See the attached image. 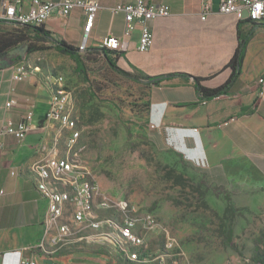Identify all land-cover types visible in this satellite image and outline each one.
Wrapping results in <instances>:
<instances>
[{
    "label": "rangeland",
    "instance_id": "374dc122",
    "mask_svg": "<svg viewBox=\"0 0 264 264\" xmlns=\"http://www.w3.org/2000/svg\"><path fill=\"white\" fill-rule=\"evenodd\" d=\"M17 31L0 24V37L19 35ZM49 41L30 31L28 39L11 51L19 56L13 66L29 75L24 80L54 97H60L61 90L68 91L66 110L74 126L48 124L47 128L56 125L64 137L76 136L75 154L83 147L82 158L111 200L109 205L99 204V210L112 216H102L101 221L123 222L121 216L128 214L140 230H145L148 217L152 225L143 232L145 242L126 243L115 234L95 236L66 248L86 246L82 250L57 252L53 260L70 264H257L256 252L264 256V175L249 164L228 172L222 168L209 171L199 156L192 160L184 150L173 148L167 130L163 142L156 129H148L149 120L143 118L148 107L144 98L147 81L122 75L101 51H80L78 70L74 59L58 52ZM115 56L111 58L116 66L126 71ZM65 151L64 140L62 151L48 156H61ZM68 154L72 157L74 152ZM37 163L32 166L35 176ZM228 198L235 207L231 244L224 238ZM70 214L67 204L62 215ZM169 240L173 245L167 246Z\"/></svg>",
    "mask_w": 264,
    "mask_h": 264
},
{
    "label": "crops",
    "instance_id": "0c3cea01",
    "mask_svg": "<svg viewBox=\"0 0 264 264\" xmlns=\"http://www.w3.org/2000/svg\"><path fill=\"white\" fill-rule=\"evenodd\" d=\"M99 1L102 8L87 40L89 48L98 47L108 34L122 37L123 14L112 13L110 8L130 0ZM148 1L167 4L170 16L150 22L154 39L148 51L137 50L136 28L124 38L127 47L119 57L122 68L136 71L138 81L149 83L144 97L148 102L143 117L149 120L146 125L154 124L163 142L167 130L173 148L184 150L192 160L199 156L209 171L222 168L228 172L249 164L264 175V98L257 95V80L264 76V25L219 13V0H210L212 13L204 20L200 18L201 0ZM83 26V11L75 8L65 17L53 14L43 28L50 32L51 44L63 40L78 47ZM244 37L248 43L240 73L228 93L200 101L193 77H200V83L209 88L223 84L231 74L226 64ZM13 67V63L0 66V264H20L32 256L30 247L42 236L40 222L46 207L32 166L61 152L65 140L56 125L45 127L50 95L31 80L14 81ZM8 100H12L9 108L5 106ZM28 112L32 120L24 138L1 132L6 118L18 121ZM135 116L143 121L141 115ZM49 124L64 126L55 121ZM64 194H69L65 188Z\"/></svg>",
    "mask_w": 264,
    "mask_h": 264
},
{
    "label": "built area",
    "instance_id": "2783aa9c",
    "mask_svg": "<svg viewBox=\"0 0 264 264\" xmlns=\"http://www.w3.org/2000/svg\"><path fill=\"white\" fill-rule=\"evenodd\" d=\"M25 4L27 5L26 9L24 8ZM75 8H80L84 14L82 41L78 45V48L80 51H85L89 48L87 40L93 27L95 16L102 8L99 0H28L27 3H25V0H1L0 21L15 26L43 27L48 18L53 14L65 17ZM110 11L112 13L120 12L123 14L122 37L108 34L101 39L98 47L114 51L126 49L127 43L124 38L129 37L136 28L139 29L137 50L139 52L148 51L152 47L154 39L150 22L155 18L168 17L171 14L170 7L167 4L153 3L148 0H130L126 3H117L110 8ZM218 12L221 14H233L238 20L248 21V17H255V24L264 25V0H219ZM244 12L247 14L246 17H243ZM211 13V1L201 0L200 18L204 20ZM28 76L27 71L16 66L13 67L12 79L14 81H23ZM65 93H68V91L61 90L60 97L49 96L48 109L45 114L46 128L50 122V116L57 114V106L65 100ZM257 95L264 98V76H260L257 80ZM11 104L12 100H8L5 106L9 108ZM31 120V112L25 113L18 121L6 118L2 124L1 132L24 138L30 129ZM147 126L149 130L155 128L154 124H148ZM77 132H79L78 129L76 130ZM39 150H43V148L40 146ZM82 151L83 147L72 156L70 166L67 168L57 169V164L55 163L50 166H36L34 169L39 170L41 175H45V170H52V178L65 181L68 193H70L71 214L60 215L55 220H48L46 218V209L52 206L50 192L39 189V182H36L41 197L46 201L45 212L40 222L41 231L53 230L52 243H55V237L67 238L71 233V228L81 225V222H84V220H91L93 227L94 224H101L102 216L112 217L108 213H104V210H99V203H108L109 205L111 204V200L101 191L98 180L81 156ZM87 189L95 190L94 203L85 202V191ZM121 217L130 223V237H135L140 243L145 242L143 232L152 227L150 218L148 217L145 221V230H140L137 220L132 216L124 214ZM40 236L37 240L40 239ZM83 239H87V241L91 239L90 236L86 235V230ZM37 240L30 247L32 256L22 259L20 264H38L39 261L53 260V258L59 256L47 255L44 250L37 249ZM98 243L106 245V242L99 240ZM169 245H173L172 240L167 241V246ZM84 247L86 246H81L76 250L64 249L63 252H76L82 250Z\"/></svg>",
    "mask_w": 264,
    "mask_h": 264
},
{
    "label": "bare ground",
    "instance_id": "6f19581e",
    "mask_svg": "<svg viewBox=\"0 0 264 264\" xmlns=\"http://www.w3.org/2000/svg\"><path fill=\"white\" fill-rule=\"evenodd\" d=\"M250 18L255 21V17ZM67 100L68 96L65 95V100H63V103L57 106V114H52V116H50V121L59 122L68 128H72L74 126V121L69 118V114L66 110V104L68 102ZM64 139L67 152L65 151V154L61 156H48L41 162L37 163L35 168L36 166H50L55 163L57 164V169H64L70 166L72 157H70L68 153L72 151L74 152L73 156L75 155L77 137L66 135ZM79 148L80 147L77 148L78 152ZM36 172L38 175L37 182H39V188L43 191L50 192V199H52V206L46 210V218L48 220H55L56 217H59L63 214L65 206L70 204V193L68 196L64 194V188L68 190V187L66 184L58 183L59 181L63 180L52 178V170H45V175H41L39 170H36ZM63 182L65 183V181ZM94 197L95 195L93 196L92 189H87L85 191V202L94 203ZM99 204L104 205L105 203ZM85 230L86 235L90 236L91 240L95 236H106L108 238L111 236V234H115L126 243L130 240L136 239L135 237H130V223H128L126 219L123 220V222L113 219H106L101 221V224H94L93 227L91 220H84V222H81V226L71 228V233L69 236H67V238L55 237V243H52L53 230L43 231L42 236L37 243V249H42L47 254H52L58 250L74 246L80 241L88 242L90 239H88V241L87 239H83L85 236ZM89 230L93 231V233H87ZM117 246L121 249L120 245Z\"/></svg>",
    "mask_w": 264,
    "mask_h": 264
},
{
    "label": "trees",
    "instance_id": "16d2710c",
    "mask_svg": "<svg viewBox=\"0 0 264 264\" xmlns=\"http://www.w3.org/2000/svg\"><path fill=\"white\" fill-rule=\"evenodd\" d=\"M0 24L4 25H10L13 28L17 29L20 34H9L6 36L0 37V58L5 59L8 61V63H13L15 60L19 58V56L13 54L12 49L17 47L19 43L22 41L28 39L30 31H32L36 37L40 40H44L46 38L51 39L50 32L45 30L43 27H31V26H15L8 23H4L0 21ZM248 43V37H244L241 39L238 49L234 53V55L231 57V59L226 64V67H229L231 69V74L228 77V79L221 85L209 88L206 86H203L200 83V77H193L195 82V89L198 93V99L200 101H206L211 100L213 98H216L220 95L227 94L232 84L237 79L239 73H240V66L241 62L244 56V51L246 49ZM58 52L62 54H66L74 59L76 63V69L80 70L81 64L80 60L78 59V53L80 52L79 48L71 45L63 40H54V46H53ZM87 50H94V51H101V53L106 58L107 62L115 68L119 73L122 75L131 78L133 81H137L138 78L130 75V73L120 69L116 66L115 62L112 60L111 55H116V58H119L123 51H114V50H108L104 48L94 47V48H88ZM86 51V50H85ZM186 76L185 74H182ZM140 121V119L138 120ZM141 122V121H140ZM126 132L129 134L130 130L129 128H126ZM235 211L234 203L233 201L228 198L227 199V205L224 210V238L228 243L231 244V237H232V227L230 225L231 220L233 218ZM254 261L257 264H264V256L258 252H256L254 256Z\"/></svg>",
    "mask_w": 264,
    "mask_h": 264
},
{
    "label": "water",
    "instance_id": "95a60500",
    "mask_svg": "<svg viewBox=\"0 0 264 264\" xmlns=\"http://www.w3.org/2000/svg\"><path fill=\"white\" fill-rule=\"evenodd\" d=\"M246 15H247L246 12H244L243 13V17H246ZM7 64H9L7 60L0 58V66L7 65ZM44 261L47 262V263H52V260H50V259H47V260H44Z\"/></svg>",
    "mask_w": 264,
    "mask_h": 264
}]
</instances>
